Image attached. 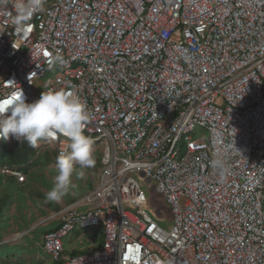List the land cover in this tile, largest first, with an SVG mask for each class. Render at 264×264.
Returning a JSON list of instances; mask_svg holds the SVG:
<instances>
[{
  "label": "built area",
  "instance_id": "1",
  "mask_svg": "<svg viewBox=\"0 0 264 264\" xmlns=\"http://www.w3.org/2000/svg\"><path fill=\"white\" fill-rule=\"evenodd\" d=\"M12 5L0 0V96L19 87L34 102V82L55 72L45 91H75L94 113L84 135L103 146L95 188L52 215L44 252L62 264H264V0H46L22 32ZM41 140L69 151L62 135ZM152 187L167 229L144 209ZM99 226L100 250L64 254L71 232Z\"/></svg>",
  "mask_w": 264,
  "mask_h": 264
},
{
  "label": "clouds",
  "instance_id": "2",
  "mask_svg": "<svg viewBox=\"0 0 264 264\" xmlns=\"http://www.w3.org/2000/svg\"><path fill=\"white\" fill-rule=\"evenodd\" d=\"M45 2L46 0H13L12 10H8L5 14L12 17L16 30L22 32L30 27L29 22L32 16L43 8ZM13 11L15 15H13ZM49 55L52 56L53 63H64L61 54ZM93 116V111L88 109L77 93L72 90L48 89L42 91L39 99L31 103L26 102L25 94L19 87L7 95L0 96V138L7 140L11 136L17 141H26L33 147L38 141H41L44 147L49 146L41 139L56 138L60 135L67 138L69 151L61 152L56 157L54 168L57 174L54 176L51 189L45 194L47 202H61L76 187L73 182V176L82 178L84 169L94 167L96 158L93 144L97 142H94L91 137L84 135L87 122ZM237 152L239 153V151ZM102 156L101 154V158ZM77 165L80 171H77ZM210 167L217 176L218 181L223 183L231 174L227 149L218 148L214 152ZM98 176L93 189L98 182ZM92 190H88L85 193ZM85 193L70 205L83 199ZM52 215L49 216L47 221H50ZM153 219L155 220V218ZM86 253L88 252L83 254Z\"/></svg>",
  "mask_w": 264,
  "mask_h": 264
},
{
  "label": "rangeland",
  "instance_id": "3",
  "mask_svg": "<svg viewBox=\"0 0 264 264\" xmlns=\"http://www.w3.org/2000/svg\"><path fill=\"white\" fill-rule=\"evenodd\" d=\"M54 74L55 72L49 73L46 75L44 79L36 80L34 82V91L37 95H40L42 91H45L46 87L52 82V77ZM218 102L221 105V102H222L221 99ZM199 132L200 131H197V133ZM203 134L205 135V132H203ZM42 145L43 143L41 141H38L37 144L35 145V148L40 147ZM102 147L103 146L100 142L93 144L95 158L100 157L101 154H103ZM45 149L51 151L53 148L49 146H45ZM3 164H7V161H3V159L0 158V168L3 166ZM88 169L83 170L84 176L82 178H78L75 175L73 176V182L76 185V187L69 195L73 196L77 192L80 193L81 190L79 189L80 188L84 189L85 186L91 182H94V185H95L100 168L97 169L94 173L89 172ZM77 171H80V168L78 165H77ZM56 174L57 173H56L53 163L47 165L43 171L40 170L39 175H38L39 178L36 180L37 182H34V184L31 185V187H29L28 190H25V193H23L24 197L27 200L25 205H23L22 203L20 204L19 200L16 198L17 194H19V191L17 188H14L13 186L11 187L9 186L10 190H5L3 185L2 184L0 185V211H1L0 231L3 233L5 237V242L11 243L6 246L0 245V259L7 258L9 253L17 254L20 252L19 244H17L19 243L18 240L22 236L27 234L25 232L29 228L44 221L43 224L37 226L36 228L43 226L41 231H45V230L48 231L49 229L53 227L54 224H57L56 222L47 221V219L49 218L48 216V217H45L39 220L38 222L36 220V222H34L33 225L25 229L22 233L16 234L14 232L17 230V227L24 225L23 219L25 218V216L23 215L25 213H27V218H25L26 221H28V219L30 218V213L33 215L34 218H39L40 212L37 210V207L34 208L31 205V201H34L35 203H42V207H43L42 209L44 211H48L49 202L45 200V194L51 189L53 185V179ZM7 178L8 177L4 176V181ZM43 178L45 182L41 181ZM7 185L8 183H6V186ZM144 191H145V194L148 200L144 206V209L148 213L153 215V218H155V220L158 222L160 226H162L163 228H168L172 222V216H171L169 207L164 202L163 198L160 195L156 194L155 189L153 187L147 190L145 189ZM9 192L12 194V200H5L7 196L10 194ZM67 196H65L62 201H64L67 198ZM59 203H56V204H59ZM27 206H31V209L25 210ZM39 208H41V206H38V209ZM82 232H83L82 234L77 235L76 231H73L63 240L64 251L66 253H69L71 251H75L79 254L85 253L88 249H91L92 246L96 245L95 238H93V236H91L89 232H87L86 230ZM21 234L23 235L18 238L17 236ZM42 239H43V235L40 237V241L36 243V245H33L32 238L29 237L28 239L25 240L26 243H22L23 248L26 250H30V251L34 250L33 256H30L29 258L30 259L32 258L35 264H53L50 261L49 256L45 254L43 250ZM66 256L68 255L66 254ZM0 264H3V262L0 261Z\"/></svg>",
  "mask_w": 264,
  "mask_h": 264
},
{
  "label": "trees",
  "instance_id": "4",
  "mask_svg": "<svg viewBox=\"0 0 264 264\" xmlns=\"http://www.w3.org/2000/svg\"><path fill=\"white\" fill-rule=\"evenodd\" d=\"M57 152L53 148L51 151L46 150L44 146L40 147H33L29 145L26 141H17L16 139L12 138L11 136L9 139L4 140L3 143L0 145V158L3 159V161H7V164H3V166L0 168V185L2 184L5 190H10V187L13 186L14 188H17L19 191V194H17L16 198L19 200L20 204L22 203L25 205L26 198L24 197L23 193H25V190H28L31 185L34 184V182H37L36 180L39 178V171L44 170L47 165L56 162ZM4 166L12 168L14 171L20 172L24 177V182L19 183L15 178L3 175L1 173V170ZM101 167V156L96 157V163L94 167H91L88 169L89 172L94 173L97 169ZM43 175V174H42ZM4 176L8 177L4 181ZM44 176V175H43ZM44 181V178L41 180ZM6 183L8 185L6 186ZM19 184V185H17ZM10 186V187H9ZM94 187V182L89 183L85 186L84 189L80 188L79 192H77L75 195L71 196L68 195L67 198L62 201L59 204H56L55 202H49V209L48 211H44L42 208V203H35L34 201H31V205L35 208L37 207V210L40 212L39 218H34L33 215L30 213V218L28 221H26L25 218H27V213H25L23 216L25 218L23 219L24 225L17 227V230L14 231L16 234L22 233L25 229L30 227L34 224V222H37L45 217H48L52 215L53 213H56L60 211L63 207L70 205L71 203L78 200L86 191L92 190ZM10 193V192H9ZM5 200H12V194L10 193ZM21 205V206H23ZM47 205V206H48ZM38 206H41V208L38 209ZM31 209V206H27L25 210ZM1 214V211H0ZM52 222V221H49ZM51 224V223H50ZM43 226H40L38 228H35L31 230L26 235L22 236L17 244H19V253L17 254H8L7 258L0 259V261L3 262V264H35L34 260L29 258L30 256H33L34 250H26L23 248L22 243H26V239L29 237L32 238L33 245H36L40 241V237L48 232L56 229L58 227L57 224H54L51 229L48 231H41ZM41 231V232H40ZM87 232L95 238L96 245L91 249L87 250L88 252H95L100 250L102 246L103 241V230L102 227H96L93 229H87ZM0 231V245H9L11 243L5 242V237L3 233ZM82 231H76L77 235L82 234ZM22 240V241H21ZM16 243V242H14ZM28 243V241H27ZM64 247V245H63ZM36 249V248H34ZM86 251V252H87ZM46 254V253H45ZM68 256H74V255H80L83 253H77L75 251H71L69 253H66ZM50 258V257H49ZM50 261L53 264H62V261H54L50 258Z\"/></svg>",
  "mask_w": 264,
  "mask_h": 264
},
{
  "label": "water",
  "instance_id": "5",
  "mask_svg": "<svg viewBox=\"0 0 264 264\" xmlns=\"http://www.w3.org/2000/svg\"><path fill=\"white\" fill-rule=\"evenodd\" d=\"M43 223H44V221L38 223L37 225H35V226L31 227V228H29L25 233H29L31 230L35 229L37 226H39V225H41V224H43ZM23 234H24V233H23ZM23 234H21V235H19V236H17V237L19 238V237H21ZM17 237H16V238H17Z\"/></svg>",
  "mask_w": 264,
  "mask_h": 264
},
{
  "label": "crops",
  "instance_id": "6",
  "mask_svg": "<svg viewBox=\"0 0 264 264\" xmlns=\"http://www.w3.org/2000/svg\"><path fill=\"white\" fill-rule=\"evenodd\" d=\"M93 247H94V246H92V248H93ZM92 248H91V249H92ZM91 249H88V251L91 250ZM88 251H87V252H88Z\"/></svg>",
  "mask_w": 264,
  "mask_h": 264
}]
</instances>
